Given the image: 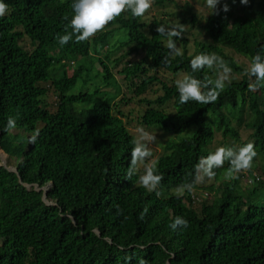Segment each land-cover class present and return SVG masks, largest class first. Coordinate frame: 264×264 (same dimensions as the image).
<instances>
[{"label":"trees","instance_id":"trees-1","mask_svg":"<svg viewBox=\"0 0 264 264\" xmlns=\"http://www.w3.org/2000/svg\"><path fill=\"white\" fill-rule=\"evenodd\" d=\"M3 2L8 12L0 18V150L17 161L14 172L0 165V264H264V87L250 90L254 77L244 75L246 67L225 51L248 62L258 52L264 56V0L246 5L220 0L218 9L227 3L229 11L219 14H209L205 0L177 5L154 0L155 7L176 6L175 16L149 11L135 18L128 11L90 40L73 38L63 46L57 35L71 32L73 0ZM176 23L200 28L205 39L183 33L176 40L183 55L164 64L167 38L156 29ZM119 50L121 55L111 56ZM137 53V60L128 58ZM200 53L223 57L232 77L239 78L233 77L215 103L180 104L174 78L166 80L162 72L215 78L207 68L192 73L190 60ZM122 58L117 73L144 105L143 126L169 133L195 126L190 136L162 145L156 157L157 174L163 175L159 197L139 185L140 172L126 178L135 139L118 108L124 98L114 101L119 86L110 70ZM41 82L56 94L53 111L47 109ZM153 84L160 94L138 96ZM10 116L23 135L5 130ZM240 125L250 130V138L238 147L253 142L257 151L248 171H258L256 185L243 193L241 173L222 180L217 195L202 201L198 211L191 194L170 193L192 182L195 165L211 153L204 147L215 133L232 147L229 141H238ZM37 130L36 141L29 143ZM228 167L226 162L214 169L215 178ZM46 183L47 202L33 188ZM176 216L188 227L171 229Z\"/></svg>","mask_w":264,"mask_h":264},{"label":"clouds","instance_id":"clouds-1","mask_svg":"<svg viewBox=\"0 0 264 264\" xmlns=\"http://www.w3.org/2000/svg\"><path fill=\"white\" fill-rule=\"evenodd\" d=\"M153 2L154 0H73V15L70 20L71 32L65 30V34H58V42L63 46L72 41L73 38L76 43L88 41L98 32L104 31L111 22L123 13L130 11L135 18L145 16L152 8ZM248 2L249 0H240L241 4L246 5ZM218 4H220V0H205V6L210 10L209 14H219L221 10L225 13L229 11L227 3L223 4L222 9H218ZM7 12L8 5L0 0V18L4 17ZM156 31L159 35L167 38L168 53L162 59L164 64H169L175 57L183 55V50L176 43V40L181 39L185 31L183 24L158 25ZM190 67L192 73L207 68L213 70L216 76L212 78L206 75L203 79H198L194 75L184 74L182 78L177 79L175 86L179 93L180 104H186L189 101L205 105L215 103L233 79L232 68L228 66L223 57L215 53L194 55L190 60ZM244 75L250 78L254 77V80L248 85L250 90L256 91L264 87V56L261 53L258 52L251 58L244 69ZM15 127L16 118L10 116L5 130H11ZM136 131L138 136L133 141L130 166L126 178L130 179L143 167V174L139 176V185L149 192H155L159 197L161 195L159 185L163 180V175L157 174L158 159L149 160L153 156L150 145L157 141V137L154 133H149L143 128H138ZM38 135L37 130L29 137L28 142L34 143ZM256 156L257 151L253 142H248L238 148L217 147L214 152L199 159L195 165L192 182L180 184L176 187L174 194L177 198L183 197L185 192L191 194L195 185L204 183L206 179H213L216 175L214 169L222 168L226 162L229 167L224 173V180L238 179L240 173L250 171L253 168V161ZM48 185L49 183H46V186ZM146 211L147 209L141 213L140 219H143ZM169 227L173 230L187 228L188 221L181 216H176ZM140 264H145V261L141 260Z\"/></svg>","mask_w":264,"mask_h":264},{"label":"rangeland","instance_id":"rangeland-1","mask_svg":"<svg viewBox=\"0 0 264 264\" xmlns=\"http://www.w3.org/2000/svg\"><path fill=\"white\" fill-rule=\"evenodd\" d=\"M173 1V3L175 5L177 4H181L182 2L186 1V0H171ZM193 9L196 11V9H198V5L197 4H192ZM153 8L150 9V11H153L154 13H158V15L160 16L161 14H170L168 16H175L174 12L177 11V7L174 6L172 3L169 2H165L164 3V7H155L154 5L152 6ZM177 18H179V16L177 15ZM189 32H191V35L189 38H197V39H205L203 31L200 28H196L194 27H190L189 29L186 28L185 29V34L189 35ZM23 46L25 48H28L29 45L27 43V41L23 38ZM30 48H28L29 50ZM188 49L191 50V46L188 45ZM225 51H227L230 55H232L234 57V59L244 65L245 67H247V65L249 64L248 60L246 58H243L235 53H233L231 50L229 49H225ZM121 50L116 51L114 53L111 54V56H119L121 55ZM141 53H137V54H131L130 56H128L129 59L131 60H137L140 57ZM124 58H122L121 60H119V63L117 65H112L110 70L111 73L116 81V84L119 86V93L116 95L114 101L118 102L119 98L122 96L124 98V101H120L118 103V108L121 110V112L123 113V117L122 120L125 123L129 133L134 137V139L137 138L138 133H137V129L138 128H143L145 131L149 132V133H154L157 137V141L150 145V147L152 148L153 151V156L149 158V160L151 159H156V157L161 154L163 152L162 149V145L170 140L172 142L174 141H179L187 136H190L194 129L195 126L194 125H190L189 127H187L186 129H184L181 132L178 133H169L166 131H161L159 129L156 128H149V127H145L143 126L140 122H139V117L140 114L142 113L143 109H144V105L140 102L137 101V96L134 95L131 92V87L130 86H126V82L124 80H122V76L120 74L117 73V70H119L120 66L123 64ZM72 65L73 63L71 62V65L67 67V73L70 74L71 70H72ZM97 68H99L97 66ZM162 78L164 77L166 80H168L170 77L174 78V80L176 81L179 78H182V76L184 75V73L182 72H178L175 75H169L167 72H162ZM234 78H239L238 74H233ZM40 86H45L47 88L44 100L46 102L47 105V109L49 111H53L55 109V103H56V94L53 91L52 87L49 85L48 82L46 83H39ZM89 88H91V84H89ZM101 88L105 89L106 91L109 92H114L113 88L111 86L108 87H104L101 86ZM160 88L158 87L157 84H153L151 88L147 89L143 95H138V96H146V97H154L157 94H160ZM168 110L171 108L170 105H167L166 107ZM224 110V109H222ZM211 117V115H210ZM157 127V126H156ZM238 130V141H229V143L231 144L232 147L238 148L239 146V142L242 140H248L249 134H250V130L243 128L242 125H240L239 127H237ZM11 133H17V135H23L24 133L16 130V129H11L10 130ZM220 146H225V147H229L228 142L226 140H222L221 136L218 133H215V135L213 136L212 140L210 141L209 144H207L204 149L208 150L210 149L211 152H214L215 149L217 147ZM257 157H255V162H257ZM17 159L15 157H12L10 155H7L6 153H4L3 151L0 150V165L5 167L8 170H13L15 163H16ZM227 170V169H226ZM225 170V171H226ZM140 175L143 174V167L140 168ZM258 171L255 169L252 170V172H243L241 173V177L239 180V188L241 190V192H245L247 189H250L251 186L256 185V182L254 180H256L257 178H259L260 176L257 173ZM224 173H221L219 178H213L211 180H205L204 183L202 184H197L194 188V191L191 193L192 198H191V206L194 208L195 211H198L199 207H200V203L206 202L208 203L211 198L215 195H217V193H214L215 189L220 186L222 180H224L223 176ZM249 179V181H247ZM254 179V180H253ZM210 184L211 189L208 187V185ZM26 188H30L29 185H25ZM34 189H37V187L35 185H33ZM43 188H48V186H46V184L43 186ZM176 188L170 189V193H174ZM206 195H204V194ZM190 195V196H191ZM42 199L47 202L45 196H42Z\"/></svg>","mask_w":264,"mask_h":264},{"label":"water","instance_id":"water-1","mask_svg":"<svg viewBox=\"0 0 264 264\" xmlns=\"http://www.w3.org/2000/svg\"><path fill=\"white\" fill-rule=\"evenodd\" d=\"M9 171H13L14 172L15 171V168L13 170H9ZM39 189L42 191V196H44L45 195L46 188L38 187V189H35V190H39Z\"/></svg>","mask_w":264,"mask_h":264},{"label":"built area","instance_id":"built-area-1","mask_svg":"<svg viewBox=\"0 0 264 264\" xmlns=\"http://www.w3.org/2000/svg\"><path fill=\"white\" fill-rule=\"evenodd\" d=\"M247 181H249V179H248ZM203 194H204V193H203ZM204 195H206V194H204ZM190 198H192V195L190 196Z\"/></svg>","mask_w":264,"mask_h":264}]
</instances>
